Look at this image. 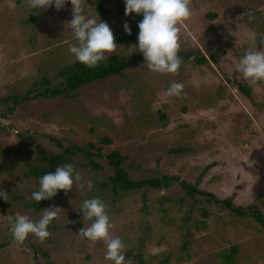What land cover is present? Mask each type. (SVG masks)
Masks as SVG:
<instances>
[{"label":"rangeland","instance_id":"rangeland-1","mask_svg":"<svg viewBox=\"0 0 264 264\" xmlns=\"http://www.w3.org/2000/svg\"><path fill=\"white\" fill-rule=\"evenodd\" d=\"M99 2L110 12L112 30H122L125 21L138 15L125 16L123 0ZM82 6L88 15L98 16L94 0H82ZM190 8L191 16L177 25L179 51L199 50L206 63L182 62L175 74H161L141 61L68 96H36L14 104L5 98L62 86L58 71L75 60L68 51L75 43L67 24L71 4L39 11L28 0H0V191L8 195L0 199V242L9 238V217L19 213L36 220L43 208H60L48 225V238L29 234L22 243L1 247L0 264H112L104 258L102 240L78 234L90 223L78 208L92 197L105 202L110 232L121 238L124 252L143 259H125L126 264H223L221 250L234 243L231 264H264V229L251 218L234 220L216 205L206 204L211 209L207 217L194 211L185 226L191 237L184 246L185 230L178 226L190 199L177 182L115 195L110 185H101L112 173L105 155L117 150L125 155L123 166L131 178L176 174L194 182L199 176L200 188L264 214V81L246 82L235 70L246 50L264 49V0H190ZM136 44L116 45L105 57L134 53ZM42 77L48 83L36 86ZM177 81L184 85L182 94L167 96L166 89ZM243 83L249 84V96L240 90ZM57 142L92 143L91 152L99 149L100 156H93L98 167L78 156L70 162L82 180H91L92 190L74 183L34 211L25 203L34 201L31 193L38 190L39 177L25 176V169L43 151H61ZM180 146L186 150L170 151ZM31 245L40 249L37 259Z\"/></svg>","mask_w":264,"mask_h":264},{"label":"clouds","instance_id":"clouds-1","mask_svg":"<svg viewBox=\"0 0 264 264\" xmlns=\"http://www.w3.org/2000/svg\"><path fill=\"white\" fill-rule=\"evenodd\" d=\"M124 14L141 15L137 22V44L135 45L143 56V65L152 72L175 74L181 67L182 60L178 55L180 49L179 29L177 25L188 19L192 14L190 0H123ZM32 9H46L54 7L61 10L66 3L71 4L72 18L67 21L70 26L74 44H70L68 51L75 60L88 68H95L103 61L105 54L115 49L117 43L110 25L98 16L88 15L82 0H28ZM123 30L131 35V28L127 21L123 23ZM235 70L244 81L254 83L264 81V49L253 47L246 50L239 58ZM184 85L181 82L171 83L165 91L167 96L179 97ZM80 188L85 185L92 190L91 180H82L81 173L71 163L56 166L54 172L44 173L39 177L38 190L31 193L34 201L48 200L63 190L67 193L73 184ZM8 195L0 191V199L7 200ZM38 219L33 220L27 215L15 214L9 217L10 233L13 241L22 243L29 234L35 235L41 241L48 238V225L57 216L59 207L50 206ZM83 221H90L81 227L78 234L89 241H103L106 244L105 259L112 264H126L125 245L119 236L110 232L113 227L105 202L99 197L84 199L78 208Z\"/></svg>","mask_w":264,"mask_h":264},{"label":"trees","instance_id":"trees-1","mask_svg":"<svg viewBox=\"0 0 264 264\" xmlns=\"http://www.w3.org/2000/svg\"><path fill=\"white\" fill-rule=\"evenodd\" d=\"M95 1V9L99 15H101L102 20L109 23V10L103 6L99 2V0ZM141 15H137L133 18L128 24L131 28V35L126 34L124 30H113L114 38L117 43V46L124 44L128 45L132 42H137V22L141 19ZM178 55L181 57L182 62L188 63H196L202 65L207 62V57L205 54L200 52L199 50L196 51H178ZM143 61V56L138 50L134 53L127 54V55H120L118 53H110L107 55L103 61L99 62L95 68H88L83 64L79 63L78 61L74 60L72 63L66 65L64 68L58 71V75L63 78V84L59 87H49L48 85L44 86L48 83V80L42 77L35 85L39 86L42 84L43 88H39L33 94H30V91H27L26 94L19 95H8L5 99L12 98L13 102L31 99L36 96H54L57 94H65L70 95L73 91L78 89L80 86H83L95 79H102L107 76L113 74H119L122 70L130 67L136 66L139 62ZM39 84V85H38ZM249 84L243 83L241 85L240 90L246 96L250 95V88ZM29 92V93H28ZM21 99V100H20ZM14 104L9 107L10 109L14 108ZM163 117V115L161 114ZM102 140L106 143L110 142V139L107 137H103ZM60 146L61 144L57 142ZM61 151L55 152L52 155H48L46 152L43 151L42 156L40 158H34L31 161L27 168L25 169V176H34L40 177L44 173L54 172L56 166H61L65 163H70L73 161L75 156L80 158H86L88 163L98 167V164L94 161L93 156H100L99 149L97 152H91L90 148L93 147L92 143H88L87 147L71 144L69 146H60ZM186 150L185 147H175L170 149V151L178 152ZM110 167L112 168V173L107 176V182L102 183V186L110 185V189L114 195L120 191H130V190H137L143 189L146 187L152 188H165L171 185L172 182H177L180 187L182 188L183 192L188 196L190 199V207L184 216H182L183 224L179 225L178 228L180 231L185 230L182 235L183 245L185 246L189 242V238L191 237V232L187 227V222L191 219L192 214L196 210L202 217H207L211 214V209L206 207V204L214 206L216 205L219 208H222L227 211L226 214L234 218V220H241L243 218H251L261 229H264V214L260 211L259 208L254 206H241L236 205L233 203L232 199L229 197L227 198H219L213 192L208 191L206 189H202L199 186L200 177L198 176L194 182L187 181L185 179H181L179 175H170V174H162L159 176H144L140 178H131L128 169L123 166V161L125 159V155H122L117 150H112L108 154L105 155ZM210 166V165H209ZM208 167V166H207ZM104 188V187H103ZM115 198V197H113ZM112 198V199H113ZM49 203V200H41L39 203L36 201H27L25 206L31 208L34 211L41 210L44 206ZM227 215V216H228ZM202 225H205L204 220H199ZM199 221H195L198 223ZM230 224V220H229ZM13 239L11 237V233L9 232V238L7 242H0V248L13 243ZM141 245V243H140ZM32 252L34 258L37 259L36 253L40 251L37 246L31 245ZM237 250V244H232L228 249L221 250L220 255L223 260V264H231L235 261V254ZM25 253H28L26 250ZM42 254L46 255L45 251H41ZM136 258L137 260L143 262L140 254L138 253L135 256L131 255V250L125 252V259H133ZM166 258L163 261L165 262ZM38 264H42L38 262ZM52 264V263H49Z\"/></svg>","mask_w":264,"mask_h":264}]
</instances>
